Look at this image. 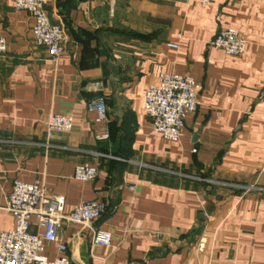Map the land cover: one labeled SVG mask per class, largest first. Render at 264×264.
Here are the masks:
<instances>
[{"label":"crops","instance_id":"1","mask_svg":"<svg viewBox=\"0 0 264 264\" xmlns=\"http://www.w3.org/2000/svg\"><path fill=\"white\" fill-rule=\"evenodd\" d=\"M47 12L66 29L56 60L35 45L33 18L0 0V229L14 226L13 181L39 180L67 213L107 203L90 224L59 227L72 264H264V0H52ZM226 27L247 38L241 56L212 46ZM162 72L201 85L178 143L144 112ZM100 96L104 121L86 109ZM53 113L72 115L73 130L50 131ZM84 163L94 181L74 178ZM97 231L111 245H93Z\"/></svg>","mask_w":264,"mask_h":264},{"label":"built area","instance_id":"2","mask_svg":"<svg viewBox=\"0 0 264 264\" xmlns=\"http://www.w3.org/2000/svg\"><path fill=\"white\" fill-rule=\"evenodd\" d=\"M51 1L14 0V8L27 12L33 18L35 45L45 48L56 60L65 50L66 29L61 22H51L47 12ZM211 2L200 0L203 7H208ZM247 45V38L232 27L221 29L212 41L215 49L232 57L244 54ZM168 46L178 48L176 44ZM7 51V40L0 37V55ZM200 90L201 85L191 76L160 73L158 80L149 84L145 93L144 112L152 120V131L168 142H180L185 135L186 119L197 110ZM258 101L264 113V90L259 92ZM86 109L95 113L98 121H104L108 116L103 96L89 100ZM46 126L50 131L69 132L74 128V117L53 113L47 118ZM109 136V130H104L97 139L104 140ZM98 173L94 164H79L74 178L91 182ZM65 204L64 195L47 191L39 180H14L4 207L14 218V226L0 229V264H72L67 246L59 237V227L63 222L90 224L106 212L107 203L101 199L87 200L68 213L65 212ZM111 242V233L105 231L95 232L92 239L93 245L108 246ZM50 244L57 245V254L52 259L46 254Z\"/></svg>","mask_w":264,"mask_h":264}]
</instances>
